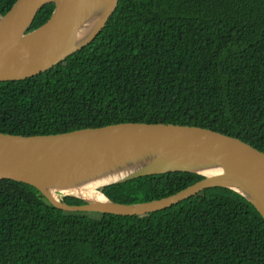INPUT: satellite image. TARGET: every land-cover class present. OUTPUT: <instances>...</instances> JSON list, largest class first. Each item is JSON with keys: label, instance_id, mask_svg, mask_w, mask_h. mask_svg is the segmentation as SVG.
<instances>
[{"label": "trees", "instance_id": "16d2710c", "mask_svg": "<svg viewBox=\"0 0 264 264\" xmlns=\"http://www.w3.org/2000/svg\"><path fill=\"white\" fill-rule=\"evenodd\" d=\"M16 1L0 0V20ZM53 10L42 8L29 32ZM128 121L204 126L264 151V0H120L89 45L38 76L0 82V132ZM202 178L173 171L100 189L137 203ZM0 264H264V218L226 187L120 215L61 209L35 186L1 179Z\"/></svg>", "mask_w": 264, "mask_h": 264}, {"label": "water", "instance_id": "95a60500", "mask_svg": "<svg viewBox=\"0 0 264 264\" xmlns=\"http://www.w3.org/2000/svg\"><path fill=\"white\" fill-rule=\"evenodd\" d=\"M120 0H17L0 20V82L22 81L55 67L89 45ZM53 4L43 25L38 13ZM173 171L204 178L159 199L121 203L100 188ZM29 183L56 207L141 215L172 207L207 188L226 187L253 202L264 218V151L204 126L172 122H118L51 134L0 132V180ZM92 186L103 198L80 191ZM70 195L85 201L69 204Z\"/></svg>", "mask_w": 264, "mask_h": 264}, {"label": "bare ground", "instance_id": "6f19581e", "mask_svg": "<svg viewBox=\"0 0 264 264\" xmlns=\"http://www.w3.org/2000/svg\"><path fill=\"white\" fill-rule=\"evenodd\" d=\"M80 192L89 198H93V199L103 198V194L100 191H97L94 187L89 185L86 186L85 189Z\"/></svg>", "mask_w": 264, "mask_h": 264}]
</instances>
